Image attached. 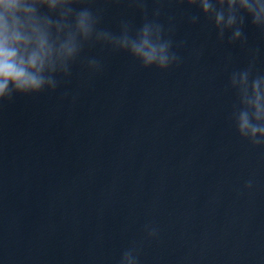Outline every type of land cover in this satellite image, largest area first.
<instances>
[{
    "label": "water",
    "instance_id": "obj_1",
    "mask_svg": "<svg viewBox=\"0 0 264 264\" xmlns=\"http://www.w3.org/2000/svg\"><path fill=\"white\" fill-rule=\"evenodd\" d=\"M90 3L112 30L159 9L180 62L94 45L55 91L0 101V264H119L133 246L138 264H264V145L237 134L228 86L264 74V29L245 16L230 42L183 0Z\"/></svg>",
    "mask_w": 264,
    "mask_h": 264
},
{
    "label": "clouds",
    "instance_id": "obj_2",
    "mask_svg": "<svg viewBox=\"0 0 264 264\" xmlns=\"http://www.w3.org/2000/svg\"><path fill=\"white\" fill-rule=\"evenodd\" d=\"M143 7V0H136ZM209 17L217 39L229 33L230 42L243 43L244 17L264 29V0H183ZM153 12L135 31L121 19L117 30L102 27L100 14L90 0H0V101L14 95H34L55 91L62 79L71 75L75 61L86 47L106 46L125 51L144 67L163 70L180 62L166 37L164 25ZM198 17H189L195 23ZM171 18H169V23ZM179 46V45H178ZM89 73L101 70L97 56L84 59ZM252 65L232 71L228 86L237 97L231 118L237 134L252 145H264V74H252ZM253 180L246 181L250 188ZM146 235L155 237L157 229L145 225ZM119 264H138L137 249L129 247Z\"/></svg>",
    "mask_w": 264,
    "mask_h": 264
}]
</instances>
